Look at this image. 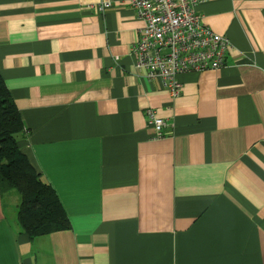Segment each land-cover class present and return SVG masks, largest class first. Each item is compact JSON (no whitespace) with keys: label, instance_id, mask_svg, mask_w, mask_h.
I'll return each mask as SVG.
<instances>
[{"label":"crops","instance_id":"obj_1","mask_svg":"<svg viewBox=\"0 0 264 264\" xmlns=\"http://www.w3.org/2000/svg\"><path fill=\"white\" fill-rule=\"evenodd\" d=\"M111 1L0 0L19 146L72 225L31 239L0 185V264H264V0H197L231 46L178 98L136 71L144 23Z\"/></svg>","mask_w":264,"mask_h":264},{"label":"built area","instance_id":"obj_2","mask_svg":"<svg viewBox=\"0 0 264 264\" xmlns=\"http://www.w3.org/2000/svg\"><path fill=\"white\" fill-rule=\"evenodd\" d=\"M111 6V0H102L99 11ZM197 6V0H132L138 20L144 23L132 47L135 69L148 80L159 81L173 98L179 97L182 88L178 74L216 71L227 63L228 38L202 22ZM146 122L156 137L170 124L153 110L146 112Z\"/></svg>","mask_w":264,"mask_h":264},{"label":"trees","instance_id":"obj_3","mask_svg":"<svg viewBox=\"0 0 264 264\" xmlns=\"http://www.w3.org/2000/svg\"><path fill=\"white\" fill-rule=\"evenodd\" d=\"M13 102L0 75V185L19 195L18 221L31 239L69 231L72 225L55 189L21 152L18 140L26 129Z\"/></svg>","mask_w":264,"mask_h":264}]
</instances>
